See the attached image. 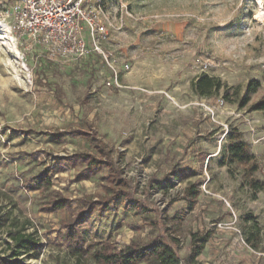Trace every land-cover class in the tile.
<instances>
[{
	"label": "rangeland",
	"instance_id": "1",
	"mask_svg": "<svg viewBox=\"0 0 264 264\" xmlns=\"http://www.w3.org/2000/svg\"><path fill=\"white\" fill-rule=\"evenodd\" d=\"M15 2L0 0V255L20 231L41 244L24 264H96L87 250L74 256L66 236L83 210L82 248L162 240L183 264H264V192L250 187L264 179V115L249 109L264 98V0H88L105 28L101 52L67 62L11 30ZM202 75L220 84L210 96L194 90ZM252 79L259 88L241 107ZM70 126L92 129L106 155ZM230 128L256 170L220 163ZM85 150L106 162L85 177L79 160L51 162ZM45 168L48 191L22 187ZM57 193L69 208L43 209ZM88 200L109 206L89 211ZM197 238L206 240L194 255Z\"/></svg>",
	"mask_w": 264,
	"mask_h": 264
},
{
	"label": "trees",
	"instance_id": "2",
	"mask_svg": "<svg viewBox=\"0 0 264 264\" xmlns=\"http://www.w3.org/2000/svg\"><path fill=\"white\" fill-rule=\"evenodd\" d=\"M259 82L257 80H249L245 87V94L241 98L239 105L241 107L247 105L250 101V95L255 93L259 88ZM194 90L203 96H210L213 90H217L220 87L218 81H215L212 77L207 75L200 76L193 84ZM53 92L57 93V88H53ZM226 97V96H224ZM249 109L252 111L261 112L264 115V98L258 99L257 101L250 104ZM67 132L69 134L78 136L84 141L88 142V146L97 151V154L100 152L101 155H106L104 142L101 141L94 131L91 129H84L81 127H68ZM53 133V132H52ZM58 134V133H56ZM227 138V144L224 145L223 148V157L226 159H222L220 163L223 165L225 162L230 163H241L250 165V169H257L256 164L253 163L254 154L248 148V144L246 141L242 139L241 132L236 128H230L225 134ZM76 160H79L84 164L83 168H81L76 177H83L87 170H92L96 163L98 162L101 165H105V159L100 158L98 155L94 154L89 150H85L84 152H76L71 155L65 156H57L54 157L51 162L56 163H75ZM85 177V176H84ZM22 187L28 190H39V191H48L51 185V168H45L35 175H30L25 178L22 182ZM250 187L254 191H262L264 192V179L263 180H253L250 182ZM187 193L194 197L196 195L193 189L188 188ZM193 201H191L190 206ZM45 206L43 209L47 211H56L59 209L69 208L68 200L65 197H61L58 193L57 195L51 197L47 202H44ZM86 209H90L89 211H93V208L96 207L99 210L108 208L109 205H104V202L101 204L96 201L84 202ZM80 216L77 222L72 224H66L67 229V239L70 240L71 251H73V255L79 258L83 256V252L86 250L90 252L92 260L96 264H139L141 262H145L146 264H183L180 258L177 256L174 249L165 243L162 240H153L147 245L139 246V245H128L124 249L116 250L109 242H96L94 246L87 244V248H82L81 242L85 241L83 236L78 231V223L85 222L88 223V218H85L84 211L81 210ZM247 217L250 218L249 215ZM12 245L10 248V254L7 256L0 255V264H24L22 261L23 257L26 258H38L41 253V244L38 240L33 236L32 233H24L17 231L11 234ZM205 238H197L199 241L198 245L195 246V254L198 255L201 253L202 248L204 247ZM248 243L255 246L250 238H246ZM81 244V246H80ZM93 245V244H92ZM20 256H23L20 258Z\"/></svg>",
	"mask_w": 264,
	"mask_h": 264
},
{
	"label": "built area",
	"instance_id": "3",
	"mask_svg": "<svg viewBox=\"0 0 264 264\" xmlns=\"http://www.w3.org/2000/svg\"><path fill=\"white\" fill-rule=\"evenodd\" d=\"M13 12L11 30L29 46H41L49 60L76 61L90 51L101 52L98 41L105 28L91 14L88 0H16Z\"/></svg>",
	"mask_w": 264,
	"mask_h": 264
},
{
	"label": "crops",
	"instance_id": "4",
	"mask_svg": "<svg viewBox=\"0 0 264 264\" xmlns=\"http://www.w3.org/2000/svg\"><path fill=\"white\" fill-rule=\"evenodd\" d=\"M42 52H44V50H42ZM44 54H45V52H44ZM45 57L47 58V56H46V54H45ZM90 57V56H89ZM87 58V61L89 62V65L90 66H92L93 64V59L92 60H90L91 58ZM54 61V60H53ZM56 61V60H55ZM54 63V62H53ZM91 71V74L89 75V79H88V86L90 85V83H91V80H92V78H93V76H94V71H93V69H91L90 70ZM56 88V87H55ZM59 92H60V94L62 93L61 91H60V89H59ZM86 94H87V92H85L84 93V97L86 96ZM62 95V94H61ZM74 127H79V126H74ZM82 128V127H81ZM84 128V127H83ZM84 129H87V127L86 128H84ZM89 129V128H88ZM92 130V129H91Z\"/></svg>",
	"mask_w": 264,
	"mask_h": 264
}]
</instances>
